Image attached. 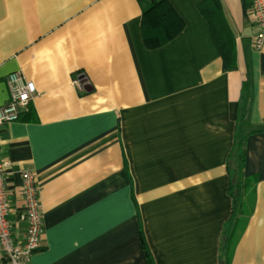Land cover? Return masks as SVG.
Here are the masks:
<instances>
[{
	"label": "crops",
	"instance_id": "crops-1",
	"mask_svg": "<svg viewBox=\"0 0 264 264\" xmlns=\"http://www.w3.org/2000/svg\"><path fill=\"white\" fill-rule=\"evenodd\" d=\"M166 2L180 31L147 48L138 0H0V106L9 74L35 87L0 128L15 237L23 172L39 186L44 233L30 264H149L143 244L153 264H221L238 129L257 182L230 264H264V46H252L250 2ZM209 4L233 42L228 70Z\"/></svg>",
	"mask_w": 264,
	"mask_h": 264
},
{
	"label": "trees",
	"instance_id": "trees-1",
	"mask_svg": "<svg viewBox=\"0 0 264 264\" xmlns=\"http://www.w3.org/2000/svg\"><path fill=\"white\" fill-rule=\"evenodd\" d=\"M142 5L141 33L147 48H157L168 43L181 28V23L166 0H138ZM218 4L202 6L201 12L210 23L214 35L221 48L225 69L234 67L235 51L231 37L221 22ZM245 99L244 90L238 104V123L244 120ZM261 130H255L259 132ZM246 155V136L239 129L234 135L231 149L226 158V173L228 176L227 193L231 200V212L225 222L219 245V260L221 264H230L233 249L241 233L246 227L252 213L255 200L256 175H246L244 172ZM236 168H232V162ZM149 264H153L145 245L143 244Z\"/></svg>",
	"mask_w": 264,
	"mask_h": 264
},
{
	"label": "built area",
	"instance_id": "built-area-1",
	"mask_svg": "<svg viewBox=\"0 0 264 264\" xmlns=\"http://www.w3.org/2000/svg\"><path fill=\"white\" fill-rule=\"evenodd\" d=\"M256 32L252 37V46L261 50L264 46V0H249ZM9 93L8 103L0 106V128L18 118L21 109H25L34 93L35 87L21 73L13 72L6 78ZM9 163L0 156V264H30L32 255L41 248L44 233V215L39 197V186L31 172H23L21 195L23 210L18 213V221L25 224L21 237L13 234L14 223L8 218L11 210L8 204L5 173Z\"/></svg>",
	"mask_w": 264,
	"mask_h": 264
},
{
	"label": "rangeland",
	"instance_id": "rangeland-1",
	"mask_svg": "<svg viewBox=\"0 0 264 264\" xmlns=\"http://www.w3.org/2000/svg\"><path fill=\"white\" fill-rule=\"evenodd\" d=\"M232 168H236V162H232Z\"/></svg>",
	"mask_w": 264,
	"mask_h": 264
}]
</instances>
